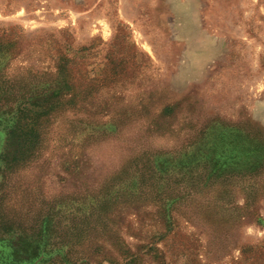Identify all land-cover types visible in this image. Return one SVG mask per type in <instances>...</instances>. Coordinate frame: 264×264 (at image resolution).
Returning <instances> with one entry per match:
<instances>
[{"label":"rangeland","instance_id":"rangeland-1","mask_svg":"<svg viewBox=\"0 0 264 264\" xmlns=\"http://www.w3.org/2000/svg\"><path fill=\"white\" fill-rule=\"evenodd\" d=\"M42 246L264 264V0H0V264Z\"/></svg>","mask_w":264,"mask_h":264},{"label":"trees","instance_id":"trees-1","mask_svg":"<svg viewBox=\"0 0 264 264\" xmlns=\"http://www.w3.org/2000/svg\"><path fill=\"white\" fill-rule=\"evenodd\" d=\"M15 132L16 131L13 130V135H15ZM13 144H14V142H13ZM21 144H22V142H21ZM25 145H27V144H25ZM13 160H15V158ZM15 252H16V250H15ZM21 253H26V254L29 253L30 256L41 257V259L46 260V262L48 264H60L61 259L59 256H61V254H63V253L60 254V251H58L57 249L51 250L47 246H42L41 248L40 247H34L31 252H29V250H27V248H25V249L21 250ZM50 253H52V254H50ZM16 255H18L17 252H16ZM63 255H65V256H62V260H64V261L61 264H74V262L71 261L72 259H70V257L68 256V254L67 255L63 254ZM58 259H60V260H58Z\"/></svg>","mask_w":264,"mask_h":264}]
</instances>
